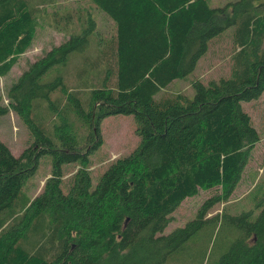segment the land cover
Returning <instances> with one entry per match:
<instances>
[{"label": "trees", "instance_id": "trees-1", "mask_svg": "<svg viewBox=\"0 0 264 264\" xmlns=\"http://www.w3.org/2000/svg\"><path fill=\"white\" fill-rule=\"evenodd\" d=\"M57 1L0 0V80L42 22L64 39L0 101V116L14 112L33 138L19 156L0 140V264H176L208 224L212 252L209 241L200 264H264V188L237 215L212 210L231 197L259 141L241 103L264 93V0H89L109 32L86 9L55 10ZM230 27L229 77L193 81L191 98H155L193 73ZM115 115L134 117L140 143L92 185L99 125ZM77 117L91 138L83 147ZM44 156L51 171L33 196L26 184ZM77 164L64 179V166ZM201 189L215 193L194 220L164 235L171 212Z\"/></svg>", "mask_w": 264, "mask_h": 264}, {"label": "rangeland", "instance_id": "rangeland-1", "mask_svg": "<svg viewBox=\"0 0 264 264\" xmlns=\"http://www.w3.org/2000/svg\"><path fill=\"white\" fill-rule=\"evenodd\" d=\"M210 1L212 6H218L230 0ZM57 3L59 6H55V10L62 11V8L86 9L97 20L98 26H101L105 32H109V29L113 28L112 23L101 12L96 10L89 0H58L56 5ZM222 34L214 39L213 42H210L207 53L198 61L193 73L186 78L175 80L167 88L161 90L155 98L159 99L168 93H181L191 98L194 95L193 81L201 80L207 83L229 77L232 64L233 40L231 36L233 30L230 27ZM63 41L62 35L54 32L48 27L46 22H42L34 35L28 51L19 57L17 64L9 75L0 80L1 103H7L6 93L8 87L28 68L29 64ZM241 109L249 116L251 125L258 133L259 141L249 152L248 163L231 197L227 202L220 203L212 208L214 213L217 214L223 212L225 208L228 215H237L241 211L248 210L253 204L255 205V201L262 197L264 188V93L256 100L242 102ZM74 122L75 126L72 129L78 137V143L82 147L85 145L84 143H91V138L88 140L85 138L88 134L86 131L87 123L78 117ZM136 128L137 125L132 115L109 116L100 122L99 130L102 142L90 156L91 168L89 170L92 185L97 183L100 176L107 170L114 159L128 156L137 148L140 143V137L136 133ZM0 140L10 149L14 156H19L23 150L33 143V138L30 137L24 123L12 111L0 116ZM77 168H79L78 164L64 166V179H67V176L74 173ZM50 171L51 159L49 156H44L39 161L35 175L27 181L26 187L31 189L30 194L33 193V196L39 194L46 179L49 177ZM255 186L257 187L255 188ZM214 193L215 191L212 189H201L197 195L186 198L169 215V222L164 230V235L183 228L188 222L194 220L199 207ZM227 232H229L228 228L223 232L221 238L226 237ZM211 235L212 226L208 224L193 236L195 244L192 248L176 256L180 261L176 264H200L202 251L209 244V241H211L210 250L212 252ZM219 242L220 240L217 241L216 246L221 247ZM220 247L216 248V252H219ZM197 249H199V252H197Z\"/></svg>", "mask_w": 264, "mask_h": 264}]
</instances>
